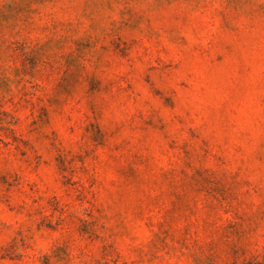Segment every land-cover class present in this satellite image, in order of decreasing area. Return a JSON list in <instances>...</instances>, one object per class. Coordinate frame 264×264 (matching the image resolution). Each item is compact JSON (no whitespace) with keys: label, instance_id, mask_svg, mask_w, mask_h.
<instances>
[{"label":"rangeland","instance_id":"obj_1","mask_svg":"<svg viewBox=\"0 0 264 264\" xmlns=\"http://www.w3.org/2000/svg\"><path fill=\"white\" fill-rule=\"evenodd\" d=\"M0 264H264V0H0Z\"/></svg>","mask_w":264,"mask_h":264}]
</instances>
